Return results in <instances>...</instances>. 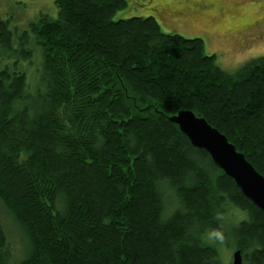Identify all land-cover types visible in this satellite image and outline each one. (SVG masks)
I'll list each match as a JSON object with an SVG mask.
<instances>
[{
    "label": "trees",
    "instance_id": "1",
    "mask_svg": "<svg viewBox=\"0 0 264 264\" xmlns=\"http://www.w3.org/2000/svg\"><path fill=\"white\" fill-rule=\"evenodd\" d=\"M54 1L21 41L40 49L39 94L17 62L0 70V206L27 241L16 264H221L215 238L264 264V212L170 121L205 119L264 177V57L229 74L153 15L113 20L127 0ZM12 42L0 20V53ZM231 207L247 217L230 225Z\"/></svg>",
    "mask_w": 264,
    "mask_h": 264
},
{
    "label": "rangeland",
    "instance_id": "2",
    "mask_svg": "<svg viewBox=\"0 0 264 264\" xmlns=\"http://www.w3.org/2000/svg\"><path fill=\"white\" fill-rule=\"evenodd\" d=\"M138 3L147 4V8L156 6L159 15L137 7ZM57 15L54 0H0V20L10 22L14 50L0 53V70L17 62L19 71L27 76L33 90L30 94L34 98L39 94L38 71L42 67V58L34 40L22 46V37L41 16L55 19ZM149 15L157 19L164 34L201 39L206 54L215 55L217 65L229 74H235L249 62L264 57V0H127V7L117 11L113 20ZM24 48L33 50L31 62L24 61L20 55ZM176 208L172 196L167 195L166 213L170 214ZM243 216L247 217L231 207L225 213V220L231 225L232 220ZM0 219L12 249L11 264H16L24 259L26 238L12 215L2 206ZM219 239L215 238V243L221 264H232L237 250L233 239Z\"/></svg>",
    "mask_w": 264,
    "mask_h": 264
},
{
    "label": "water",
    "instance_id": "3",
    "mask_svg": "<svg viewBox=\"0 0 264 264\" xmlns=\"http://www.w3.org/2000/svg\"><path fill=\"white\" fill-rule=\"evenodd\" d=\"M190 145L204 150L213 164L231 178L242 194L264 212V177L239 153L235 146L203 118L182 111L170 118ZM232 264H244L241 251L233 254Z\"/></svg>",
    "mask_w": 264,
    "mask_h": 264
},
{
    "label": "clouds",
    "instance_id": "4",
    "mask_svg": "<svg viewBox=\"0 0 264 264\" xmlns=\"http://www.w3.org/2000/svg\"><path fill=\"white\" fill-rule=\"evenodd\" d=\"M215 237H219V233L218 232H215V230H213V233H212Z\"/></svg>",
    "mask_w": 264,
    "mask_h": 264
}]
</instances>
